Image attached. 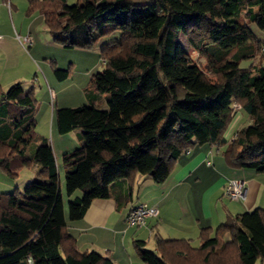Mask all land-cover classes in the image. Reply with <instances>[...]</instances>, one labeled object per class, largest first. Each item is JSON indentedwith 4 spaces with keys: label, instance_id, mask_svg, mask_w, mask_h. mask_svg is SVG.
<instances>
[{
    "label": "trees",
    "instance_id": "16d2710c",
    "mask_svg": "<svg viewBox=\"0 0 264 264\" xmlns=\"http://www.w3.org/2000/svg\"><path fill=\"white\" fill-rule=\"evenodd\" d=\"M40 11L54 43L102 46L103 68L84 90L87 103L54 107L60 134L78 129L79 148L62 154L68 218L80 219L94 198L134 173L155 183L195 144L225 146L231 166L264 172V0H27ZM184 35L205 61L202 70L180 42ZM260 50L261 56H255ZM252 58L248 67L242 59ZM66 68L53 67L58 80ZM33 86H0V169L10 179L26 166L34 176L22 190L0 194V264H116L96 251L80 252L66 231L58 171L48 138L35 132ZM94 97V100L90 99ZM104 96L106 108L95 105ZM239 105L248 124L224 138ZM31 143L33 152L27 153ZM199 243L154 236V250L135 240L146 264H264V209L228 215L203 227Z\"/></svg>",
    "mask_w": 264,
    "mask_h": 264
},
{
    "label": "crops",
    "instance_id": "0c3cea01",
    "mask_svg": "<svg viewBox=\"0 0 264 264\" xmlns=\"http://www.w3.org/2000/svg\"><path fill=\"white\" fill-rule=\"evenodd\" d=\"M4 6L6 10H0V86L6 89L14 82H35L41 90L46 89L41 84L45 81L50 100L57 101L56 93L50 90L53 81L47 72L42 70L44 79L37 74L38 60L49 61L52 69L61 67L54 56L44 53V48L52 51L54 48L58 49L59 45L51 39L42 14L37 9L28 12L27 0L24 3L0 0V8ZM21 14L24 17L21 18ZM16 34H29L32 43L24 48L15 38ZM115 35L116 33L110 34L111 38L104 45L113 40ZM85 88L82 90L86 96ZM82 101L83 99L80 104H70L72 101L63 100L57 107L85 104ZM53 109L54 106H51L46 111L47 117H50L48 128L37 132L46 138L49 133L48 140L57 165L60 160L62 162L64 152L81 146L83 141L78 129L64 134H60L56 127L54 129ZM248 122L249 118L242 110L236 112L224 138L228 139L232 130ZM224 147L195 144L178 156L164 182L155 183L148 176L134 173L130 178L118 179L110 184L108 197L92 199L80 219L70 220L64 211L66 231L73 238L76 249L80 252L96 251L108 256L116 264H146L134 250L135 240L144 241L145 247L152 250L155 235L163 239H189L191 244L198 245L201 228L214 229L228 215L252 211L257 207L264 209V172L231 166L224 157ZM32 167L31 172H27L29 179L37 169ZM230 179L245 182L244 196L239 201H228L223 195V187ZM13 180L0 169V194L17 188L12 183ZM140 203L156 206L158 215L147 218L141 227L129 226L126 214L130 207Z\"/></svg>",
    "mask_w": 264,
    "mask_h": 264
},
{
    "label": "rangeland",
    "instance_id": "374dc122",
    "mask_svg": "<svg viewBox=\"0 0 264 264\" xmlns=\"http://www.w3.org/2000/svg\"><path fill=\"white\" fill-rule=\"evenodd\" d=\"M24 3V0H17ZM67 4H75L77 0H66ZM19 4H21L19 2ZM22 8L24 5H21ZM21 10V7H19ZM0 10H6L5 6L4 8L1 7ZM7 13V12H6ZM24 17L23 14H21V18ZM251 30L256 35L258 39H261V41L264 42V33L260 32L254 25H250ZM111 37L110 35L102 37L99 39V41L91 48V49H83V48H64L61 46H58V49L54 48L52 51H47L46 48H44V53L48 54V56H54L56 60L60 63V68H66L68 67V64H70V71L67 78L63 80H58L56 76L53 74V69L51 68V63L49 61H37L36 68H37V74L38 76H41L43 78L42 70L47 72L49 75V78L52 79L53 83L50 86V90H52L54 93H56L58 100L54 102L53 99L50 100L49 92L47 91L46 83L44 81L43 87L46 89H39L37 84L32 82L30 84L22 83V86L24 88H29L31 86H34V98L36 100V110L34 114V118L36 121L35 126V132L44 130L45 127L48 128V123L50 121V117H47L46 111L49 107L54 106L55 108L60 104L63 100H70L72 101L70 104H80V100L83 99L82 102L87 103V96L84 95L83 90L93 73L96 71H100L103 68L102 59L99 56L100 49L104 45V43L109 40ZM180 42L185 50H187L192 57V59L198 64V66L202 70H206L205 68V61L204 58H202L197 52L193 51L190 47L186 37L182 34L179 36ZM261 56L260 50L257 52L256 56L254 57L257 61L259 57ZM253 62L252 58H246L242 59L240 61L241 67H248L249 64ZM51 81V82H52ZM49 90V91H50ZM90 99L94 100L93 96H90ZM95 105L98 108H106V99L104 96L96 97L95 99ZM49 106V107H48ZM54 129H55V121L53 119ZM39 134V133H38ZM49 137V133L47 135V138ZM49 139V138H48ZM35 148V143H31L29 148L27 149V153L33 152ZM79 148V146H78ZM33 169L32 166H26L23 167L19 172L16 178L12 181L13 184H16L18 190H22L25 184L30 180V177H27V172H31ZM57 171H58V182L61 187V194H62V201H63V207L64 211L68 216V201L72 199L74 196H80L81 193L76 191L72 196H67L64 188V168L62 166V162H58L57 164ZM14 187H12L13 190ZM228 201H234V200H228ZM149 249V248H147ZM255 264H259V260H256Z\"/></svg>",
    "mask_w": 264,
    "mask_h": 264
},
{
    "label": "built area",
    "instance_id": "2783aa9c",
    "mask_svg": "<svg viewBox=\"0 0 264 264\" xmlns=\"http://www.w3.org/2000/svg\"><path fill=\"white\" fill-rule=\"evenodd\" d=\"M9 8V2L6 3ZM15 38L18 42L24 47H28L31 43V36L29 34L25 35H15ZM1 40V35H0ZM232 108L238 112L240 107L237 104L232 105ZM233 135H231L227 140L232 141ZM245 191V182L240 179H230L226 181L223 187V195L229 199L234 201H239L243 198ZM158 215V209L156 206H148L144 203L136 204L128 210L126 214V222L129 226L132 227H141L144 225L145 221L149 217H156Z\"/></svg>",
    "mask_w": 264,
    "mask_h": 264
}]
</instances>
